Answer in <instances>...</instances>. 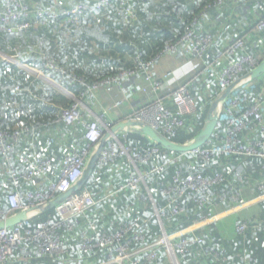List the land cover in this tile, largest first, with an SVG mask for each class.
Wrapping results in <instances>:
<instances>
[{
	"label": "trees",
	"instance_id": "obj_1",
	"mask_svg": "<svg viewBox=\"0 0 264 264\" xmlns=\"http://www.w3.org/2000/svg\"><path fill=\"white\" fill-rule=\"evenodd\" d=\"M24 1L29 6L30 14L27 19L23 18L22 21H28L29 26L25 29H17V24L12 21L7 26L11 27L12 31L0 30V126L3 129L10 130L19 128L26 123L36 134H40L41 130L43 132L47 131L49 134L54 131V128L60 133L61 128H65L66 132L62 135L68 131L73 134L76 146L86 142L84 129L80 126L71 127L66 124L53 123L61 109L69 107L73 99L66 96L52 82L49 83L39 77L41 75L36 76V74L29 72L27 68L19 67L16 62L7 57H17L18 61L26 64V67L38 69L45 77L56 78V82L61 77L67 78L62 74V71H65L70 77L81 78L86 84H94L117 76L122 71L135 70L138 68L140 61L145 62L156 58L168 46L175 44L188 28H192V24L196 19L200 31L204 14L217 8L215 5L217 0H206L202 7L195 5L193 0H112L109 5L99 10H87L76 19L68 21L66 20L67 17L57 19L37 17V11L39 8H45L60 12L63 8H69L74 4H91L96 0H78L63 6L54 4L53 0ZM8 5V0H0V11H5ZM5 25V22L0 19V28ZM47 59L54 61L57 66L56 70L51 69L50 65L45 66ZM194 81H198V78L190 82L197 83ZM86 84L78 81L71 85L68 81L63 80L60 85L70 91L74 97H80L86 90ZM210 85L212 88L209 95L199 91L198 86L194 85L199 100L195 98L192 89H190L192 87L189 86L190 92L196 101L197 111L192 115L182 117L185 126L180 128L177 134L171 137V140L184 142L187 138L199 134L212 109L213 102L221 92L220 84H212L211 82ZM263 94L260 93L254 98H251L248 94H241L237 98L241 100V107L245 109L255 100L261 98ZM245 97L248 98L247 101H244ZM93 99L91 92H87L82 101L84 104L90 103L92 105L91 101ZM228 99L229 96L223 103L224 109L229 104ZM197 116L199 117L200 128L196 134H191L189 130ZM89 119L92 120L93 117H89ZM226 119L227 114L221 111L214 135L203 148L217 146L215 141L216 136L219 137V135L216 134L219 132L218 129H221L222 122ZM75 127L82 130L79 139H76V134L73 132ZM246 133L243 134V137L251 138L249 137L250 134L246 135ZM118 135L124 142L137 147L142 152L158 147L160 153L152 159L154 163L168 161L174 156L180 157L178 162L147 180L159 208L168 204L166 197L160 192V187L164 182V184L172 182L176 170H182L185 173H202L209 178L222 174L223 181L213 186L208 193V197L215 205V202H220L223 205L228 204V197L232 196L233 188L236 187L235 182H243L247 174L264 179L263 162L256 157L229 155L223 152L217 153L210 161H204L192 152L166 150L136 131H121L118 132ZM26 138L32 140V134L27 132L22 139ZM220 148L224 147L221 146ZM30 151L33 153L35 149L30 148ZM39 153L41 154L40 150ZM116 163L98 162L88 181L80 189L91 191L94 198L99 200V203L85 214L75 218L76 226L73 234L69 233L66 228L60 230L64 238L69 241L68 252L63 257L42 254L30 240H27L24 247L16 251L15 257L17 259L6 264H105L110 259L109 255L115 254L114 247L97 249L91 252H85L81 248V233L83 230L90 229L93 225L98 229H106L113 233L117 232L125 222L137 220L142 224L148 218H152L147 239L153 241L160 237L162 229L151 204L144 210L130 212V215L124 213V217L121 219L119 216H110L109 219L103 220L101 214L95 215V210L98 211L100 207L104 209L112 207L110 204L105 203V199L110 197L106 196L107 193L104 194V192L106 185H110L112 173H114L112 169H115ZM0 165L7 170V164L1 153ZM138 165L141 170L146 169L143 167L146 166L145 163ZM110 170L112 172H109ZM110 173L111 176L108 178L107 176ZM129 176L130 174L127 178ZM5 177L7 178L6 183L0 187V206L2 207L8 206L7 197L13 190L8 170L7 174L5 172L2 174L1 179H5ZM260 182L259 189L264 180ZM121 183H126V181L120 182L114 190H118ZM22 189L26 192L36 188L32 183H25ZM114 190H111V192ZM140 195L139 192L126 189L116 191L112 197L129 196L123 198L126 202L122 205V208L127 210L129 207L127 204H132L135 199L141 200ZM221 198L224 199L221 200ZM186 202L187 204L184 205L185 214L163 220L167 233L171 234L184 229L191 225L195 217L204 218L207 215L206 208L197 206L193 198H187ZM25 203H27V200H25ZM260 205L258 216H254L256 219L247 217L240 221L241 224L243 222L247 225V229L243 233L237 234L232 240L226 234H222L221 225L217 224H211L205 230L194 232V235L202 236L203 243L192 245L189 252L184 256L183 263L264 264V202H261ZM192 210L195 211L192 213ZM50 219H58L56 206L43 210L38 215L29 218L24 222V226L36 229ZM137 246L135 244L133 247L136 248ZM216 256L226 257V259L219 258L218 261H215ZM151 264H171L165 248L158 250V259Z\"/></svg>",
	"mask_w": 264,
	"mask_h": 264
},
{
	"label": "built area",
	"instance_id": "obj_2",
	"mask_svg": "<svg viewBox=\"0 0 264 264\" xmlns=\"http://www.w3.org/2000/svg\"><path fill=\"white\" fill-rule=\"evenodd\" d=\"M111 1L96 0L91 4L77 3L69 8H63L60 12L55 9L39 8L37 17L52 19L67 17L66 20L72 21L85 11L90 9L99 10L109 5ZM225 1L217 0L215 5H221ZM8 3L6 10L0 11V19L6 24L0 30L7 29L8 32L12 31L11 27H7L10 24L9 22L12 21L17 24V29L27 28L29 26L28 21H22L23 18L27 19L30 14L27 3L24 0H8ZM197 25L196 19L192 24V28H188L175 44L168 46L156 58L145 62L140 61L137 69L122 71L112 78L94 84H86L83 79L70 77L67 72L62 71L63 76L67 78L61 77L57 79L59 84L63 80L65 82L68 81L71 85L79 81L86 84V90L80 97L71 95L73 98L72 104L61 109L53 123L82 127L85 132L86 142L65 154L58 174L54 172V161L51 157L36 153V151L31 153L19 150L23 136L27 132L34 134L26 123L19 128L10 130L3 129L0 126V153L7 164L11 186L13 187L12 192L7 197L8 206H0V222L21 211H29V218L34 217L43 211L50 201L73 188L84 175L90 157L107 134H109V137L106 138L98 162L116 163L122 158L128 157L135 164L137 170L129 176L126 183H121L118 186V190L109 192L107 196L112 197L116 191H124L126 189L141 193L140 196L143 200L152 202L155 216L161 223L162 235L153 241L147 239L152 218H148L142 224L137 220L125 222L117 232L113 233L106 229H98L94 225L88 230H83L80 241L83 251L91 252L97 249L114 247L115 254H110V259L105 264H151L153 261H157L160 248L166 249L171 264H184L183 258L192 245L203 243L201 235H194L197 224L219 220L225 213L232 212L236 208L264 202V183H262L260 187L262 193L254 199L248 201L241 196L240 192L235 191L233 200L236 201V204L225 212L216 213L215 204L208 197V193L213 186L223 181V175L217 174L215 177L209 178L202 173H185L182 170H176L173 174L172 182L170 184H164V182L160 187V192L166 197L168 204L159 208L152 190L147 184V180L165 171L168 166L178 162L180 157L174 156L168 161L154 163L149 165L148 169L141 170L138 168V164L150 163L160 153V149L154 147L142 152L137 147L127 144L118 133H112L111 130L116 124L105 119V115L112 108L106 109L102 115L95 116L91 120L89 119L91 117L90 110L85 108V104L82 101L87 92L94 93L102 88L107 90H112L114 87L123 89L125 80L136 76L141 71L146 73V81L149 82L154 91L161 90L165 87V81L171 77V73L165 75V80H159L153 77L152 69L164 54L176 53L181 46H186L196 56L202 58L212 46L215 40L214 36L209 32L199 31ZM254 27L256 32H264V15L257 19ZM225 54L229 58V63L218 73V83L223 89L240 81L236 85L238 87L242 82L250 79L249 73L261 63L254 52H249L247 43L243 38H238L228 45ZM7 58L11 59V57ZM49 65L51 69H57L54 61L47 59L45 66L48 67ZM30 69L39 75L42 74L33 68ZM50 78L47 77L53 83L56 82V78ZM63 91L65 94L68 93V90L64 89ZM144 91H146V88ZM171 98L176 107L175 110H172L163 101L157 100L138 110L131 120L150 125L171 139L180 128L185 126L182 117L192 115L197 111L195 98L187 84H181L171 90ZM126 99L127 94L124 92V97L117 100L113 108L123 105ZM247 100L248 98L245 97L244 101ZM225 101L226 99L218 107V114L224 111L228 116V129L224 138V148H220L221 146L203 148L204 146H202L191 152L197 154L204 161H210L217 153L225 152L229 155L256 157L264 165V94L245 109L241 107V100L237 97L229 99V104L224 109L223 103ZM246 132H251L249 134H254L255 136L245 138L243 134ZM54 174L57 176L56 179H54ZM38 179L47 181L46 188H36L26 192L22 189L25 183L34 184ZM187 198H193L197 206L206 208L207 215L203 218V221L193 226L171 234L167 233L163 220H169L172 216L185 214L184 205ZM25 200H27V203H25ZM98 203L99 200L95 199L88 189L78 190L56 205L58 219H50L36 229L26 228L24 226L25 221L1 229L0 264L13 261L16 251L23 248L27 240H30L42 254L63 257L68 252L69 241L64 238L60 230L66 228L69 233L73 234L76 226L75 218L85 214ZM246 229L247 225L245 223L239 224L237 227L239 233H243ZM135 244L138 245L136 248L133 247Z\"/></svg>",
	"mask_w": 264,
	"mask_h": 264
},
{
	"label": "crops",
	"instance_id": "obj_3",
	"mask_svg": "<svg viewBox=\"0 0 264 264\" xmlns=\"http://www.w3.org/2000/svg\"><path fill=\"white\" fill-rule=\"evenodd\" d=\"M60 1L65 0H53L54 4H58ZM205 2L206 0H193V3L200 7H202V4ZM216 7L217 8L213 9L212 12L204 14L202 25H200L201 31L209 32L215 38L210 50H207V54L205 53V55L200 58L191 52L186 46H181L176 53L164 54L155 63L152 69L153 77L159 80H165V75L171 73V77L165 81L164 88L154 91L149 82L146 81V73L141 71L136 76L125 80L123 89H119L118 87H115L112 90L102 88L100 91L91 93L94 98L91 101L92 105L90 103L85 104V108L90 110V116L93 118L95 116H100L106 109L112 108L111 111L105 115L106 120L113 122L114 124H118L123 121H130L134 118V114L140 108L142 109V107L157 100L163 101L168 107H172L171 109H176L172 102L171 90L181 84H188V86L192 87L190 89H192V92L197 100H199V98L197 97V91L194 87L195 84L198 86L199 91H203L209 95L212 88L210 85V79H212V76L210 74L214 72V83L219 84L218 73L221 71L222 67L229 63V58L226 56L225 50L228 45L233 43L238 38H243L246 41L247 49L249 52H254L260 62L264 61V32H256L254 27L257 19L264 15V0H226L223 4ZM197 78L198 81H194L197 83L194 84L190 82L192 80H197ZM257 79L250 78L242 82L238 87L232 90L229 95V99L239 97L241 94H248L251 98H254L260 93L263 94L264 74ZM145 88L146 91H144ZM224 90L225 89L221 87V92L217 95L216 99L224 92ZM124 92L127 94V99L123 105L113 108L116 101L124 97ZM63 93L65 94V92ZM67 94L73 95L70 91H68ZM222 123L221 129H218L219 132L216 134L219 135V137L215 135V143H217V146L224 145V138L227 135L228 129V116L226 121H223ZM40 132V134H32V140L29 138L22 139L19 145V150L29 152L31 148L35 149L36 153H39L40 150L41 154L49 156L53 159L54 169L56 174H58L65 154L74 148L83 145V142L80 143L79 146H76L74 142V135L69 131L60 136L57 129L54 128V131L50 134L54 137V139L47 136V131L43 132L41 130ZM249 133L251 132H247L246 135ZM254 136V134H250L249 137ZM191 138H194V136L187 138L184 142L190 141ZM51 140L52 143L50 142ZM54 147L55 149L53 150ZM152 164H154L153 161L147 163L146 166L143 167L148 169L149 165ZM127 167L133 170L129 173L130 175L137 171L135 164L128 157L122 158L115 164V169L118 170L123 168L125 169ZM138 168H140L139 165ZM5 170L6 169H4V172L7 174V170ZM56 174L55 178L57 177ZM6 177L5 179H0V187L6 183ZM262 180L264 179L257 178L256 175L247 174L246 179L243 182L236 181V187L233 188V194L228 197V204L223 205L220 202H215L216 213L225 212L236 204V201L233 200L235 191L240 192L241 196L248 201L254 199L262 193L259 189V184ZM235 184L233 185L235 186ZM33 185L35 188H46L47 181L44 179H38ZM186 201L185 204H187ZM140 202H143L145 207H149L150 204L152 205L150 200L145 201L141 198ZM260 204L261 203H259V205ZM259 209L260 207H258L257 204H250V206L236 208L232 212L230 211L225 213L219 220L211 222H201L203 221V217H195L191 225L188 227L201 222L195 226L197 227L195 229L196 232L198 230H205L211 224L221 225L220 228L222 234H226V236L232 240L237 236V234H240L237 231L240 221L247 217L255 218L254 216L258 214ZM194 211L195 210H192V213ZM158 222L159 225H161L159 220ZM215 258H217L215 261H218L220 257L216 256ZM16 259L17 258L15 257L14 260ZM220 259L225 260L226 257H221Z\"/></svg>",
	"mask_w": 264,
	"mask_h": 264
},
{
	"label": "water",
	"instance_id": "obj_4",
	"mask_svg": "<svg viewBox=\"0 0 264 264\" xmlns=\"http://www.w3.org/2000/svg\"><path fill=\"white\" fill-rule=\"evenodd\" d=\"M263 74H264V61H262L259 64V66H257L254 70H252L249 73V76L252 79H256V78H259L260 76H262ZM239 82L240 81L230 85L215 100V102L212 106V110H211L210 114L208 115L207 120L205 121L201 131L191 141L177 142V141L171 140V139L167 138L163 133H161L160 131L153 128L152 126L142 124V123H138L136 121L134 122L136 124H131L130 121L120 122V123L116 124L111 131L114 134L121 132V131H128V132L129 131H136V132L142 133L143 135L148 137L150 140L154 141L156 144L162 146L166 150L173 151V152H191V151H194V150L204 146L206 143H208L210 141L211 137L213 136V134L217 128L218 122H219V114L216 111H217L219 105L221 104V102H223L230 95L232 90H234V88L236 87V85ZM108 137H109V134H107L103 138L101 144L98 146L96 151L90 157V159L87 163L84 175L78 181V183L75 184L73 186V188H71L68 192L63 193L60 196H58L57 198H55L54 200L50 201L49 205L44 210L55 207L57 204H59L60 202H62L66 198H68L73 193L80 190L85 185V183L88 181L89 177L93 173L96 165L98 164L100 153H101V151L105 145L106 138H108ZM29 216H30L29 211H21V212L13 215L11 217H8L6 220H3L0 222V230L3 228L11 227V226L19 224L21 222H24V221L28 220Z\"/></svg>",
	"mask_w": 264,
	"mask_h": 264
},
{
	"label": "rangeland",
	"instance_id": "obj_5",
	"mask_svg": "<svg viewBox=\"0 0 264 264\" xmlns=\"http://www.w3.org/2000/svg\"><path fill=\"white\" fill-rule=\"evenodd\" d=\"M76 1H78V0L60 1L59 2L60 4H57V5H59V6L68 5L69 3L76 2ZM11 59H12V61L16 62L19 67H21V68H27L29 72H31L33 74H36V76H39V74L37 72L32 71V69H30V67H26L25 66L26 64H23L22 62L18 61V58H16L15 56H12ZM33 69L39 72L38 69H35V68H33ZM210 75L212 76L211 77L212 78L211 79V82H212V84H214V80H213L214 72L211 73ZM39 77L45 79L49 83L52 82L51 80H49L51 78L48 77V76H46V77L49 78V79H46L45 76H44V74H43V76H39ZM53 84H54V86H57V88H59L60 90H62V92H64L63 91L64 88H62V86L58 82H54ZM66 96L72 98L71 94H67ZM216 112L218 113V109H217ZM198 121H199V117L197 116V119L191 124L190 130H189L191 134H193V133L196 134L198 132V130L200 128V124H199ZM64 132H66V129L65 128H63V129L61 128V131H60L59 134L62 135V133H64ZM73 132L76 134V139H79L81 137L80 134H81L82 130H80L79 127L78 128L75 127L73 129ZM51 133H49L47 136L49 138H53L54 139V137L50 135ZM195 137L196 136H194V138ZM192 139L193 138H191L190 141ZM50 142L52 143V140ZM112 170H114V173H112V179L110 180V185H106V189H105V192H104V194L107 193L106 196L109 194V192H111V190H114L115 187L120 182H125L128 179L127 176L129 175V173H131L133 171V170L129 169V167H127L125 169L123 168L121 170L120 169L119 170L118 169H112ZM112 170H110L109 172H112ZM0 174H1V176H0V179H1L2 178V174H4V168H3L2 165H0ZM110 176H111V173L107 177L109 178ZM124 197H129V196L110 197V198L105 199V203L108 204V205L110 204L112 207H108L107 209H104L103 207H100V209H98V211L95 210V212H94L95 215L101 214L102 215L101 217H102L103 220L109 219L110 216H115V217L116 216H119V218L121 219V218L124 217V213H127L128 215H130V212H138V211L144 210L146 208L145 205L143 204V202H140L138 199H135V200H133L132 204H127L129 206L127 208V210H123L122 205L126 202V201L123 200ZM255 204H257L258 207L261 206V205H259V203H255ZM96 219H98V218L96 217Z\"/></svg>",
	"mask_w": 264,
	"mask_h": 264
},
{
	"label": "bare ground",
	"instance_id": "obj_6",
	"mask_svg": "<svg viewBox=\"0 0 264 264\" xmlns=\"http://www.w3.org/2000/svg\"><path fill=\"white\" fill-rule=\"evenodd\" d=\"M134 122H135V121H133V120L130 121L131 124H136V123H134Z\"/></svg>",
	"mask_w": 264,
	"mask_h": 264
},
{
	"label": "clouds",
	"instance_id": "obj_7",
	"mask_svg": "<svg viewBox=\"0 0 264 264\" xmlns=\"http://www.w3.org/2000/svg\"><path fill=\"white\" fill-rule=\"evenodd\" d=\"M47 78V77H46Z\"/></svg>",
	"mask_w": 264,
	"mask_h": 264
}]
</instances>
